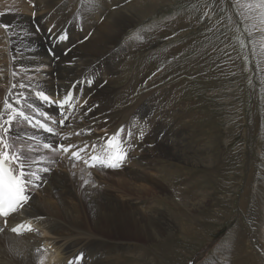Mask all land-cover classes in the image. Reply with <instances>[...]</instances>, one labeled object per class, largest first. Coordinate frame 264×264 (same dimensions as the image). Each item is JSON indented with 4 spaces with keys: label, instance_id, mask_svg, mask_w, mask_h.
I'll list each match as a JSON object with an SVG mask.
<instances>
[{
    "label": "rangeland",
    "instance_id": "obj_1",
    "mask_svg": "<svg viewBox=\"0 0 264 264\" xmlns=\"http://www.w3.org/2000/svg\"><path fill=\"white\" fill-rule=\"evenodd\" d=\"M21 1L25 7L20 13L31 12L30 20L25 21L37 36L36 43L48 49L56 59L72 55L71 51L97 38L98 30L103 32L112 13L124 11L134 16V21L122 30L116 41L105 46L108 66L109 61L115 59L109 66L113 73L110 72L105 82L113 92L90 93L87 103H77L74 111L82 116L86 114L85 107L99 111L105 106L107 111L99 115L104 118L115 115V124L121 123L114 129L109 117L105 130L102 123L98 124L100 128L85 123V128L91 132L85 129L81 135H76L80 138L77 143L90 146L96 144L94 141L101 135L112 136L116 131L117 142L130 145L133 131L123 116L134 115L141 105L144 114L139 118L145 123L143 131L152 135L149 144L155 149L172 145L180 156L154 157L165 189H157L159 201L155 197L151 202L155 201L154 205L168 216L163 234L152 243L133 234L126 236L103 264H264V23L260 22L258 0H99L96 12L85 14L94 18L89 20L94 26L88 29L73 23L81 13L82 0ZM249 3L257 7L250 10L242 7ZM11 14L14 13L10 7L0 5V25L10 26L7 31L0 27L3 52L0 109L4 105V93L10 89L7 77L19 66L13 63L12 56L17 53L20 56L18 50L32 44L28 34L23 38L14 36L16 30L9 17ZM61 33L66 34V39L57 38ZM85 33L88 35L84 40H75ZM92 68L94 70L95 65ZM78 76L75 81H82ZM20 79H28L25 69L20 68L19 77L12 76L15 82ZM40 91L54 100L64 98L49 90ZM156 112L159 116L155 118ZM17 120L16 117L15 128L27 127L26 121ZM72 123V119L66 121V128ZM24 136L25 139L30 137L29 146L23 145V139L10 141L14 142L12 151L30 157L31 162H39L36 169L27 170H35L34 173L43 177L41 186L35 187L36 178L31 176L33 183L28 191L36 196H48L51 177L65 161V155L35 146L32 136L26 133ZM34 136L37 138L36 133ZM140 147L142 144L138 143L135 152ZM115 148H106V152ZM145 148L151 150L146 143ZM167 152L171 154V150ZM128 153L130 164L118 171L103 167L89 173L82 162H76L75 167L90 174L87 176L95 189L108 190L125 202V195L119 194L107 177L126 168V173H130L137 153L134 154V150ZM46 167L51 171L45 173ZM189 175L192 189L188 183L182 185ZM68 189L70 193L65 197L70 198L73 191ZM126 193L136 197L134 190ZM152 193L148 194L154 195ZM134 199L137 201L132 203L139 202ZM143 202L149 204V201ZM139 206L145 208V204ZM35 218L46 225L49 219L56 221V228L63 230L67 239L76 232H87L89 224H82L77 231L55 217ZM52 227L50 229L54 230ZM98 234L111 240L117 238L106 232ZM83 240L87 245L92 242L87 236H83ZM3 246L0 240V262L9 263L5 256L7 248ZM76 257L73 264L86 261Z\"/></svg>",
    "mask_w": 264,
    "mask_h": 264
},
{
    "label": "bare ground",
    "instance_id": "obj_2",
    "mask_svg": "<svg viewBox=\"0 0 264 264\" xmlns=\"http://www.w3.org/2000/svg\"><path fill=\"white\" fill-rule=\"evenodd\" d=\"M21 2V0H1L2 4L0 5L4 8L10 7L14 13L9 16L15 26L16 31L14 32V36L22 37L28 34V40L32 43L26 49L18 50L20 56L18 55V58L13 61L15 65H22L23 67H21V69H25L28 74V79L23 81L30 84L31 89L24 90L25 95L21 97L22 103L16 105V97L13 93L20 92L21 90L11 89L12 83L15 81L12 80V76L9 75L7 78L10 79L8 82L10 83V89H7L4 93V95H6L4 102L5 100H8L13 103L14 107L21 108L30 118L36 117L37 114L47 115L49 122H51L50 119H54L59 123L64 117L68 118L67 114L70 113L69 119H72L73 123L70 125L67 124L69 129L65 126L64 129L66 128V131L64 132L71 133V130H73L72 133L79 132L81 127L84 126V120L89 119L92 115L88 113L89 110L85 107V110L87 111L86 114L84 116H78V114H75L74 112L76 109L75 105L80 102L84 103L91 92L96 91V93L98 92L101 95L103 92L114 90L108 86V84L105 86L106 79L111 72L109 66H112L113 60L115 61V59H111L109 61L110 65L108 66V60L106 59L108 55L105 56V50L108 48L105 46L116 41L118 36L121 35L122 30L134 21V16L129 15L124 11H118L115 14L112 13L111 21L104 25L102 33L98 30L97 38L89 42L87 45L77 47L75 51H71L72 55L66 57L62 56V58L56 59L54 58L55 56L52 57L48 49L45 50L39 43H36L37 36L32 27L28 26V23L25 21L30 20L31 12L26 11L28 13H20V9L25 7ZM41 2H43V0ZM91 19L94 18L79 14L73 23L78 27L86 26L85 29H88L94 26L93 23L89 22ZM87 35L88 34L85 33L83 36L77 37L75 40L82 41ZM55 42L56 40L52 44ZM1 51L2 50L0 49V61L3 57V52ZM94 65L95 68L93 70L92 67ZM112 73L113 72H111V74ZM77 76L82 78V81H75ZM40 89L49 90V93H55L56 96L63 95L62 97L64 98L66 96L72 97L70 101L66 102L67 106H65V115L63 117L59 118L57 111L52 105L48 106L46 102L44 103L43 100L37 97L36 93L40 91ZM51 98L53 99L54 97ZM64 98H56V100H61L62 102L64 101ZM3 107L4 105L2 108ZM106 111L107 107L103 106L99 109L98 113L102 115V112ZM134 112V115L132 116H123V120L130 122L128 127L133 131V135L131 134V136L134 138L131 141V144L133 142L135 143L132 145L133 147L130 148L127 146V142H124L123 146L125 145V148L127 146V151L134 150V154L137 153L136 160L130 165V173H126L128 170L127 168L116 172L130 164V162H128L130 157L129 152L128 158L117 168L116 171H114L116 173H112L107 177L108 180L115 185L114 188L118 190L119 194L122 193L125 195V202L119 200L113 193L108 192V190L95 189L87 174L97 171L99 169L97 168L98 166L88 169L84 163V159H88L89 157L81 153V156L83 157L81 161L84 163V168L89 171V173L87 172L86 174L79 167H73V163H71L73 161L68 162L67 157L71 155V152H69L68 154H65V161L59 165V168L51 177L52 182L48 187V196H43V194H41L42 197L36 196L34 193L28 192L30 196L28 204L23 209L7 218V226H5L4 219L0 218V228L3 229V231H0V240H2L3 247L7 248L5 256L9 261L8 263L2 260L0 264H67L69 261H74L76 256L81 255L86 259L82 264H103L105 262L103 256L116 250L118 245H120L118 243L124 242L125 240L123 239L126 236L133 234L144 239L146 243H152L156 238L163 234V227L167 224L165 218L168 216L164 211H161L157 205H154L155 201L153 203L151 202V198L155 199L159 193L157 192V189H165V186L161 183L159 172L156 169V159H154V157L156 156L160 158L163 156H172L173 158H180V156L177 151H173V149L177 148H172V145H170V147L162 146L155 149L149 144L151 134H144L143 126L145 123L143 119L139 118L140 115L144 114V109L140 105L139 110H135ZM155 114L154 117H158L157 112ZM109 117L111 118L110 123H113L114 129L121 123L120 122L118 125L115 124L117 121L114 122V120H116L117 116L106 115L105 118L102 117L103 119L97 122V126L99 128L102 126V128H108L107 120ZM17 118L22 123H25L20 117ZM77 118L78 122H76ZM19 123L20 122H18V124ZM100 123H102V126L98 125ZM16 125L17 122L13 125L11 141H21L23 139V145L26 146L27 144V146H29L30 137L27 139L24 138L26 133L28 136H32V140H34L32 144L35 146L38 145V147L43 146L45 143L54 146L60 142V140L48 137L41 132L39 128L30 129L28 127H22L17 129L15 128ZM33 125H35V123H33ZM51 127L53 128V126ZM58 129L61 130L60 126ZM120 130L122 129H119L118 131ZM34 133L37 134V138H35ZM105 136L106 135H101L100 137L106 139L111 137L108 135ZM66 139L69 141L72 140L70 134ZM77 139L80 138L76 136L75 140L80 141ZM75 140H73V142ZM137 141H140L142 147L139 148V151L135 152L138 147ZM94 142L96 144L101 143L98 139ZM145 143L151 148L150 151L145 148ZM18 144L19 143H17V145ZM19 147H22V143ZM98 149L97 153L102 155L104 154L103 150L106 149V146L98 147ZM118 150V148H115L113 151ZM170 150L171 154L167 152ZM72 151H75V149ZM38 164L39 162L32 161L30 167L36 169ZM60 168H64V170H60ZM34 171L35 170L31 172ZM131 174L132 176H130ZM68 187L73 191V196L70 198L65 197L70 193ZM60 189H64L63 193L59 192ZM127 190H134L136 197L126 195ZM148 193L154 195H149ZM134 198H137L139 202L132 203V201L136 200ZM141 200L149 201V204H146V202ZM156 200L159 201L158 197ZM140 203L145 204V208H141V206H139ZM38 216L58 218L61 221L72 225V227H74L73 229L77 231L80 230L78 228H81L82 224H89L86 225L88 227L86 228L87 232L75 231L76 234L74 237L70 236L69 239H67V235L63 233V230L56 228V226H58L56 221H51V219H49V225H46L45 222H43L44 224H40L35 218ZM18 225H22L20 233L12 232L11 229ZM29 226H31L32 231H28ZM51 226L55 229L51 230ZM99 232H106L117 238L111 240L107 238V236L104 237L99 235ZM83 236L91 237L93 243L86 245ZM94 240L96 241L94 242ZM58 242H62L61 245H56ZM92 246L96 247L91 248ZM38 249L40 251H38ZM43 249L46 251L43 252ZM85 250H87V253ZM1 251L2 248H0V252ZM100 257L102 258L100 259Z\"/></svg>",
    "mask_w": 264,
    "mask_h": 264
},
{
    "label": "snow or ice",
    "instance_id": "obj_3",
    "mask_svg": "<svg viewBox=\"0 0 264 264\" xmlns=\"http://www.w3.org/2000/svg\"><path fill=\"white\" fill-rule=\"evenodd\" d=\"M259 8L261 9L260 13V22L264 23V0H258ZM34 6V5H33ZM99 6V0H82L81 2V15H85L88 12L94 11ZM242 7L247 9H253L257 7L256 4H246L242 5ZM6 31L10 26L8 25H0ZM58 39H66V34L61 33ZM13 52L15 50L13 49ZM18 58V53L12 56V60L15 61ZM22 65L17 66L12 70L13 77L20 76V68ZM3 69H0V74H2ZM13 89H20V92L13 93L16 97L15 104H21V97L25 95L24 90L31 89V85L25 83L23 80H18L12 83ZM37 97L45 102L50 101V97L42 92L38 91L36 93ZM72 97L66 96L64 101L61 102L60 106L65 107L66 102L70 101ZM5 113L7 116L5 117ZM16 117H20L23 121L28 122L29 124L33 123V119L30 118L26 113L19 107H14L13 103L5 100L4 107L0 109V217H4L5 226H7V218L14 213L23 209L30 199L28 194V188L32 185V181L28 179L29 176H36L35 187H40V181L43 180V177L37 175L34 172H28L27 169L30 167V157L21 155L17 151H12L14 145L10 141L12 140V132L14 121H16ZM35 124L39 127L44 128L49 133H54V129L48 125L42 124L40 121H35ZM61 126L64 125V121H60ZM89 133L91 130H87ZM122 131V130H121ZM75 135H81L80 132H76ZM18 139V137H17ZM98 141L101 143L92 144V145H77V144H61L57 143L56 145H51L45 143L43 145L44 148L50 149L53 152H62L64 154H68L71 151V156L69 157L73 161V167H75V163L78 162L83 157L81 153L85 156H88V159H84V163L89 167H96V161H99L101 167L107 168H118L123 162L128 158V151L123 146V142H117L116 134H113L110 138L98 137ZM107 149H112L113 147L118 148V151L106 152L104 157L101 158L97 155H90L89 148L95 150L97 147H105ZM128 147H133L132 145H128ZM75 149V151H72ZM91 161V163H90ZM50 163H56V161H50ZM50 168H44V172H50ZM22 225H18L17 227H13L11 229L14 233H20V228ZM0 231H3L0 228ZM28 231H32L31 226L28 227ZM38 251H40L38 249ZM77 260L82 259V256L76 257ZM68 264H73V261H69Z\"/></svg>",
    "mask_w": 264,
    "mask_h": 264
}]
</instances>
